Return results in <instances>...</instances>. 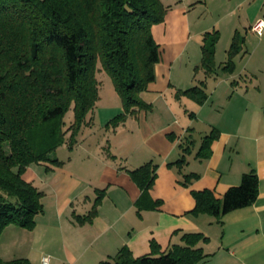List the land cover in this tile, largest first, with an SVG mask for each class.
I'll return each mask as SVG.
<instances>
[{"label": "crops", "instance_id": "0c3cea01", "mask_svg": "<svg viewBox=\"0 0 264 264\" xmlns=\"http://www.w3.org/2000/svg\"><path fill=\"white\" fill-rule=\"evenodd\" d=\"M216 1L221 11L211 9ZM161 2L168 9L151 28L160 60L141 93L148 107L116 123L114 113L107 115L98 141L60 146V165L25 168L23 178L43 192V209L31 229L4 227L1 260L39 264L48 254L53 264H97L123 246L133 257L164 253L184 243L185 233L199 232L195 245L206 256L197 264H264V31L250 30L264 21V0ZM197 5L208 18L191 14ZM211 31L217 36L203 65L204 34ZM194 85L205 95L201 102L184 93ZM86 130L80 139L95 133ZM210 133V154L200 157ZM147 162L154 177L142 193L129 170ZM251 170L258 193L250 205L218 216L193 210L192 191L210 189L221 198Z\"/></svg>", "mask_w": 264, "mask_h": 264}, {"label": "trees", "instance_id": "16d2710c", "mask_svg": "<svg viewBox=\"0 0 264 264\" xmlns=\"http://www.w3.org/2000/svg\"><path fill=\"white\" fill-rule=\"evenodd\" d=\"M167 7L161 0H0V234L8 224L34 227L43 192L22 177L23 169L41 162L60 165L48 155L64 141L72 147L89 123L96 106V61L122 99L123 113L110 122L148 107L141 92L155 79L160 60L151 28L163 20ZM204 35L201 58L207 65L217 33ZM184 93L198 102L205 98L198 85ZM68 106L73 119L66 126ZM212 139L211 133L203 136L198 156L210 154ZM129 172L142 193L152 184L150 162ZM257 185L251 170L221 198L210 189L192 191L193 210L218 216L248 206L257 197ZM183 236L184 243L164 253L133 257L123 246L112 260L97 264H197L206 256L195 245L200 233ZM0 264L30 263L14 258Z\"/></svg>", "mask_w": 264, "mask_h": 264}, {"label": "rangeland", "instance_id": "374dc122", "mask_svg": "<svg viewBox=\"0 0 264 264\" xmlns=\"http://www.w3.org/2000/svg\"><path fill=\"white\" fill-rule=\"evenodd\" d=\"M198 0H195V2ZM202 2V0H200ZM199 2V3H201ZM198 3V2H197ZM220 1H216V3H211L210 7L212 10L216 11H221V6H220ZM191 14H194L195 16L200 15V19L202 18H208V16L210 15V12H208V10H206L205 8H203L200 5H197L194 8V11H191ZM239 14V13H237ZM233 18V17H231ZM96 80H97V92H96V106L93 108V112L90 118V124L89 125H83L79 132L76 135V141L79 140V142H83V141H91V140H95L98 141L99 136L102 132V128L101 127V120H104L106 118L107 115H113V113L115 115H119L118 113H123V104H122V99L120 97V95L118 94V92L115 90L113 82L111 80V77L108 75V73L103 69L102 65L100 64L99 60L96 61V65H95V71H94V75H93ZM154 81V80H153ZM152 81V82H153ZM150 82V83H152ZM148 83V85L150 84ZM147 87V86H146ZM146 90V89H145ZM143 92V91H142ZM141 92V93H142ZM142 98V97H141ZM116 112H115V111ZM154 112V111H152ZM73 109L72 106H68V108L66 109V112L64 113V125H69L73 119ZM89 116V114H88ZM87 129L85 136L88 135L89 132H93L95 131V133L93 134V136H89V140H86L84 137L82 139H80L78 137V135H80V131L82 129ZM68 136V133L66 135V137ZM67 141V139H66ZM76 141L74 144H76ZM84 142V144H86ZM67 146V143L64 141V143ZM63 144H60L58 147L59 149L56 148V151L54 152L53 155L51 156H55V157H59V155L64 154L65 149H63L62 146ZM29 173V169H23L22 172V177L28 175ZM2 240V239H1ZM3 240H5V237H3ZM38 264V263H37ZM49 264H53L52 261L50 260Z\"/></svg>", "mask_w": 264, "mask_h": 264}, {"label": "built area", "instance_id": "2783aa9c", "mask_svg": "<svg viewBox=\"0 0 264 264\" xmlns=\"http://www.w3.org/2000/svg\"><path fill=\"white\" fill-rule=\"evenodd\" d=\"M262 29H264V21L262 20H259L257 23H255L250 27V30L258 35H260L262 31H264ZM49 262H50V256L48 254H44L40 257L39 264H49Z\"/></svg>", "mask_w": 264, "mask_h": 264}]
</instances>
